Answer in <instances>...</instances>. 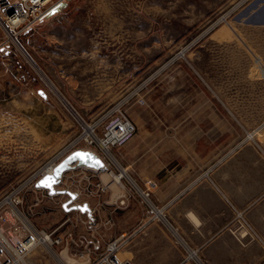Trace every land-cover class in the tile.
<instances>
[{"label":"rangeland","instance_id":"rangeland-1","mask_svg":"<svg viewBox=\"0 0 264 264\" xmlns=\"http://www.w3.org/2000/svg\"><path fill=\"white\" fill-rule=\"evenodd\" d=\"M64 3L60 12L47 14L33 29L15 36L40 71L0 25V203L13 193L23 203L46 169L76 150L96 152L110 174H123L127 164L117 148L107 155L84 142L74 146L86 126L97 125L101 137L104 118L118 108L133 121L136 134L140 124L147 123L150 139H162L171 155H187L184 147L189 141L177 129L193 127L192 121L183 120L182 112L168 116L163 110L177 103L182 84L167 85L168 94L157 106L145 98L163 80L183 83L194 78L239 130L240 142L262 139L264 103L255 98L264 97V25L256 19H264V0ZM193 66L198 72L209 71L212 89L195 75ZM134 105L144 106L138 120L129 113ZM195 125L206 128L200 135L202 144L212 138L208 121ZM128 144L119 147L125 156ZM125 175L132 176L126 171ZM225 188L264 237V191L251 184ZM133 190L139 192L141 185L133 184ZM10 222L15 223L11 218Z\"/></svg>","mask_w":264,"mask_h":264},{"label":"crops","instance_id":"crops-1","mask_svg":"<svg viewBox=\"0 0 264 264\" xmlns=\"http://www.w3.org/2000/svg\"><path fill=\"white\" fill-rule=\"evenodd\" d=\"M192 69L207 89H212L209 71L198 72L194 66ZM159 83L145 96L152 106L168 94L167 85L182 84L177 103L169 96V102L174 104L163 110L168 116L182 112L183 120L192 121L193 127L181 132L177 129V134L185 135L189 141L184 147L188 154H169L168 145L163 147L162 139L156 136L150 139L148 133L152 130H148L147 123H141L129 142L127 156L116 149L127 167L120 176L114 171L111 174L119 188L113 202L109 188L106 193L95 191V185L102 183L99 172L88 171L92 177L89 188L82 178H77L81 168L66 172L55 189L75 193L78 198L72 205L88 204L89 211H66L63 205L70 200L68 195L52 197L48 190L35 188L17 206L37 238L27 264H97L113 242L121 243L118 257L132 264H264V243L240 239L225 229L228 214L220 206L219 192L240 209L225 186L232 190L237 184H251L264 191V135L261 140L240 142L239 130L192 77L183 83L175 79ZM255 100L264 103V97ZM143 107L134 105L129 113L138 120ZM260 114L264 119L263 110ZM203 120L209 122L207 132L212 138H205L202 144L200 135L206 128L195 124ZM217 132L221 134L219 138ZM125 171L132 176L126 178ZM206 173L209 178L204 177ZM149 180L159 185L152 197L155 205L165 206L174 200L182 203L171 204L162 221L149 222L146 205L139 192L133 190V184L143 189ZM244 190L241 187L240 191ZM121 200L126 201L125 205H120ZM45 235H51L52 240L43 239Z\"/></svg>","mask_w":264,"mask_h":264},{"label":"built area","instance_id":"built-area-1","mask_svg":"<svg viewBox=\"0 0 264 264\" xmlns=\"http://www.w3.org/2000/svg\"><path fill=\"white\" fill-rule=\"evenodd\" d=\"M56 3L53 4V2ZM66 0H0V25L12 35L28 31L37 26L48 14L49 10L63 3ZM52 4V8L48 5ZM104 120L102 136L96 133L97 125L89 126L90 131H84L75 141V145L84 142L87 146H98L104 153L110 155L113 148L127 145L136 135V126L133 121L123 113L120 108L108 114ZM82 180L91 186L92 177L88 176V171L98 173L93 169L81 168ZM122 175V174H120ZM204 177L209 178L208 173ZM62 182V180H61ZM75 182V181H74ZM98 193H106L108 188L102 183L95 185ZM158 183L149 180L144 184L143 189L139 190V195L146 205V216L149 222H157L165 219V212L171 204L182 205L181 201L174 200L165 206L155 205L152 197L158 192ZM220 192V206L227 211L228 218L225 222V229L231 234H245L252 239L264 243L257 231L244 218L240 209L232 203L222 191ZM90 194H93L90 191ZM13 193L0 203V264H26L25 258L35 246L37 239L33 233L30 223L17 210L21 200L15 199ZM120 205H125L126 201L121 200ZM15 223L10 222V218ZM91 224L92 221H89ZM36 239V240H35ZM46 241H51V235L43 236ZM34 241L31 243V241ZM56 244L60 240L53 241ZM121 243L113 242L108 245L106 254L101 257L97 264H132L129 261L119 259L118 251Z\"/></svg>","mask_w":264,"mask_h":264},{"label":"water","instance_id":"water-1","mask_svg":"<svg viewBox=\"0 0 264 264\" xmlns=\"http://www.w3.org/2000/svg\"><path fill=\"white\" fill-rule=\"evenodd\" d=\"M65 6H66V3L64 2L55 6L49 11L48 13L49 16H52L60 12ZM256 21L262 22L264 24V19H262V21L259 19H256ZM78 153L84 154V158L78 157L77 156ZM75 168H88V169H93L95 171H98L100 173V179L103 185L109 188L113 193V196L111 198L112 202L114 201L116 196L119 195V188L112 180V175L109 173L108 167L106 163L104 162V160L100 156L95 154L94 152L85 151V150H76L70 153L69 155H67L58 165L54 167L52 173L44 174L42 178H40L36 182L35 187L37 189L48 190L51 195H68L70 197V200L63 205V208L66 211H73V210H79L81 212L89 211L88 204L72 205L78 198L76 194L70 191H66V190L59 191L55 189V187L61 183V180L64 174ZM49 177L51 178V186L46 187L44 185V182L46 178H49Z\"/></svg>","mask_w":264,"mask_h":264},{"label":"bare ground","instance_id":"bare-ground-1","mask_svg":"<svg viewBox=\"0 0 264 264\" xmlns=\"http://www.w3.org/2000/svg\"><path fill=\"white\" fill-rule=\"evenodd\" d=\"M13 1H16V0H13ZM7 34L9 35V37L14 41V42H16V39H15V36L14 35H12L10 32H8L7 31ZM17 43V42H16ZM17 45L19 46V48H20V50L23 52V54L25 55V57L28 59V61L37 69V70H39L38 69V67L36 66V64L32 61V59L28 56V54L20 47V45L17 43ZM40 71V70H39ZM70 108V107H69ZM80 121H81V123H83V121H82V119H80ZM84 125H85V123H83ZM86 129H87V132H89L90 131V127L89 126H86ZM136 136V135H135ZM135 138V137H134ZM133 138V139H134ZM132 141V140H131ZM95 153V152H94ZM96 154V153H95ZM113 160H114V158L112 157V156H110ZM53 169H54V167L53 166H51V167H49L48 169H46L47 171H46V173L45 174H50V173H52L53 172ZM120 176V175H119ZM116 180H118V178L116 179ZM119 181H120V179H119ZM118 181V182H119ZM36 240V239H35ZM34 240V241H35ZM33 240L31 241V243H33L34 242ZM119 259H121V258H119ZM122 260V259H121Z\"/></svg>","mask_w":264,"mask_h":264},{"label":"snow or ice","instance_id":"snow-or-ice-1","mask_svg":"<svg viewBox=\"0 0 264 264\" xmlns=\"http://www.w3.org/2000/svg\"><path fill=\"white\" fill-rule=\"evenodd\" d=\"M78 157H81V158H84V154H77ZM98 163V162H97ZM44 185L46 187H50L51 186V178H46L45 182H44Z\"/></svg>","mask_w":264,"mask_h":264}]
</instances>
